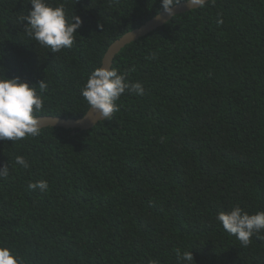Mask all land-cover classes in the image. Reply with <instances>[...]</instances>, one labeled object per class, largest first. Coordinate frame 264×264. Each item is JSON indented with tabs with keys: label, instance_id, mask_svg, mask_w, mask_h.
<instances>
[{
	"label": "trees",
	"instance_id": "obj_1",
	"mask_svg": "<svg viewBox=\"0 0 264 264\" xmlns=\"http://www.w3.org/2000/svg\"><path fill=\"white\" fill-rule=\"evenodd\" d=\"M48 2L81 18L73 46H41L22 20L29 0H0V64L9 78L48 83L37 116L80 118L90 107L81 89L109 46L164 9L160 0ZM112 68L145 91L126 90L110 120L0 140L9 166L0 247L22 264H264V230L243 246L216 219L236 205L264 211V0H210L176 15ZM39 180L44 193L28 186ZM189 250L193 261L177 259Z\"/></svg>",
	"mask_w": 264,
	"mask_h": 264
},
{
	"label": "clouds",
	"instance_id": "obj_2",
	"mask_svg": "<svg viewBox=\"0 0 264 264\" xmlns=\"http://www.w3.org/2000/svg\"><path fill=\"white\" fill-rule=\"evenodd\" d=\"M166 13L174 16L173 5L180 0H160ZM32 5L27 16L25 31L29 37L41 46L47 47L53 53L64 48H71L74 43V33L82 24L79 16L67 19L63 4L53 6L48 0H29ZM192 7H204L207 0H188ZM222 23V21H218ZM6 69L0 64V140L13 142L25 137H36L41 133V121L36 115L43 108V93L48 89L45 79L36 84H29L20 77L9 78ZM127 73L118 72L115 68L105 66L95 68L89 75L81 95L89 108L99 112L101 119L110 120L119 106L115 103L126 90L137 95L144 94L141 82H129ZM38 86V89H37ZM15 163L23 168L30 167L29 162L21 155L15 157ZM9 176V166H0V179ZM29 188L44 193L48 190L47 180L32 182ZM216 219L223 229L235 235L241 245L247 246L251 237L259 235L264 230V211L249 214L239 205L227 212H220ZM177 259L184 262L194 260L191 250L177 253ZM0 264H22L9 248L0 247ZM151 264H158L152 261Z\"/></svg>",
	"mask_w": 264,
	"mask_h": 264
},
{
	"label": "water",
	"instance_id": "obj_3",
	"mask_svg": "<svg viewBox=\"0 0 264 264\" xmlns=\"http://www.w3.org/2000/svg\"><path fill=\"white\" fill-rule=\"evenodd\" d=\"M210 0H207V2ZM199 7H192L187 1L180 2L176 5H173L174 16L189 12L191 10L197 9ZM172 15H169L164 10L154 16L152 19L148 20L145 24L141 25L138 28L133 29L132 31L127 32L122 37L113 42L107 49L102 66L112 68L116 56L129 44L137 41L138 39L146 36L157 28L165 25L170 20L173 19ZM41 121L42 128L47 127H58L64 129L72 130H89L96 126L101 119L99 112L95 109L89 108L86 114L80 118H64L60 116L46 115L38 116Z\"/></svg>",
	"mask_w": 264,
	"mask_h": 264
}]
</instances>
